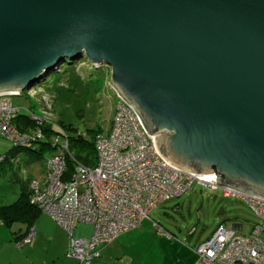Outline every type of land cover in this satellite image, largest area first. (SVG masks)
I'll return each instance as SVG.
<instances>
[{
	"label": "water",
	"instance_id": "95a60500",
	"mask_svg": "<svg viewBox=\"0 0 264 264\" xmlns=\"http://www.w3.org/2000/svg\"><path fill=\"white\" fill-rule=\"evenodd\" d=\"M81 56L170 167L264 198V0H0V96Z\"/></svg>",
	"mask_w": 264,
	"mask_h": 264
},
{
	"label": "built area",
	"instance_id": "2783aa9c",
	"mask_svg": "<svg viewBox=\"0 0 264 264\" xmlns=\"http://www.w3.org/2000/svg\"><path fill=\"white\" fill-rule=\"evenodd\" d=\"M81 80L84 78L81 77ZM109 87V86H108ZM116 97L111 126L94 136L95 165L77 162L69 151L68 133L59 127L51 146L54 152L44 160L41 180L28 182L29 203L50 217L68 235L66 257L79 264H94L100 249L120 236L139 228L158 205L190 191L221 190L223 197H233L248 205L259 217L248 235L220 225L213 236L195 251L194 264H264V198L228 187H218L215 177L190 175L170 167L151 143V137L131 106ZM40 113L15 107L12 96H0V137L13 148L34 151L44 136L41 127L53 124L51 101L43 97ZM25 115L36 126L31 132L20 131L15 120ZM82 138L86 134L78 132ZM62 140V141H61ZM67 157L73 161L68 173ZM4 159H1L2 162ZM89 225L88 239L74 237V224ZM160 235L170 237L154 223ZM31 227L17 245L31 244Z\"/></svg>",
	"mask_w": 264,
	"mask_h": 264
},
{
	"label": "rangeland",
	"instance_id": "374dc122",
	"mask_svg": "<svg viewBox=\"0 0 264 264\" xmlns=\"http://www.w3.org/2000/svg\"><path fill=\"white\" fill-rule=\"evenodd\" d=\"M80 61L83 63V59ZM65 67L62 65L60 71H65ZM82 72L84 74H80L79 78L84 76L83 80H78L71 91L58 95L59 98L54 103L51 118L61 122L66 127L86 134V139L90 140L95 132L109 130L112 117L111 110L117 101L112 90L108 87L109 66L103 65L98 69L91 66L88 70L84 68ZM53 77L54 74L50 75L46 82L52 81ZM47 87L46 84H36L28 91L23 92L21 96L12 97V102L15 106L23 104L22 107H27V92L34 97L37 92L44 91ZM35 129L36 126L34 125L28 126L25 132H31ZM72 132L68 131L67 133L72 134ZM43 136L44 140L45 134ZM53 139L54 137L51 138V141ZM6 144L8 150L11 149L10 151L14 152L13 145L8 141ZM49 155V152L46 151L40 158L33 157L34 155L26 150H20L14 156L10 155L11 157L8 159L10 164L5 165L3 171L0 172V205L11 204L17 199L21 188L19 182H25L30 178L42 179L44 158ZM259 222V217L244 202L233 197H223L219 189L210 191L194 186L180 197L158 205L151 211L149 219L145 220L144 224H147V231L155 229L152 231L154 236L164 235L158 234L152 223H156L166 233L170 234L173 240L180 244L173 249L175 254L182 249L188 255H193L201 244L212 237L218 226L222 225L226 229H232L233 225H241L242 231L239 233L248 235ZM73 227L75 238L88 239L93 231L89 225L75 223ZM31 244L17 245V247L21 250L24 246ZM178 257L180 256L178 255Z\"/></svg>",
	"mask_w": 264,
	"mask_h": 264
},
{
	"label": "crops",
	"instance_id": "0c3cea01",
	"mask_svg": "<svg viewBox=\"0 0 264 264\" xmlns=\"http://www.w3.org/2000/svg\"><path fill=\"white\" fill-rule=\"evenodd\" d=\"M84 68L86 70L89 69L87 67ZM84 68L77 66L75 71L62 75L58 82L51 83L44 91L40 90L37 92L34 97L27 93V107H22L24 106L23 104L19 106L13 105L40 113L44 108L42 98L46 97L51 101L53 109L55 101L59 98L58 95L73 89L74 84L78 83V73L82 72ZM56 91L57 93H55ZM6 141L0 137V160H5L0 163V172L3 171L5 165L10 164V161L8 162L9 157L17 153L16 151H10L11 149L8 150ZM42 141H46V139ZM34 148L39 151L41 144H35ZM32 154L34 155L33 157L37 156L34 153ZM31 179L19 183L28 185L27 182ZM21 191L22 187L19 190L17 199ZM8 205H0V207ZM32 216L34 217L33 228L35 236L32 244L24 246L21 250L18 249L17 244L23 238L20 241H17L16 238L22 237L27 232V222H14L10 227L0 224V264H79L77 260L65 257L68 245L66 231L48 216H43V213L37 215L30 213L28 218H33ZM144 223L145 221L139 228L103 246L100 249V257L94 264H194L196 253L188 255L181 249L175 254L173 249L180 246V244L173 240L170 234L169 238L154 236L152 231L155 229L147 231V224L145 225ZM152 226L154 228V223H152Z\"/></svg>",
	"mask_w": 264,
	"mask_h": 264
},
{
	"label": "trees",
	"instance_id": "16d2710c",
	"mask_svg": "<svg viewBox=\"0 0 264 264\" xmlns=\"http://www.w3.org/2000/svg\"><path fill=\"white\" fill-rule=\"evenodd\" d=\"M82 59H83L82 61L83 63H81L80 61ZM62 65L66 66L65 67L66 69L63 72L60 71V69L62 68ZM77 66H80L81 68H84V67L90 68L91 64L84 56H81L77 60L64 59L63 62L59 65V67L53 68L51 72H49L48 74L44 73L43 76L38 80L37 84L41 83V84H44V85L46 84L49 86L51 83H56L59 81L62 75L67 74V73H72L73 71H75ZM52 74H54L53 80L50 82H46L49 76ZM80 74L83 75L84 73L83 72L78 73V76H77L78 80H81L79 78ZM14 125L16 126L18 130L22 132L27 131L28 126H32V125L35 126V124L31 122L25 115H20L15 120ZM57 127L62 128L66 132L73 131L72 134H68V138H69V151L72 154V157L74 158V160H76L77 162H80L81 164L87 167H93L95 165V149H94L93 140H94V136L98 132H100V130L98 132H95L90 138V140H87L86 139L87 136L82 137V138L75 136V134L78 133L77 130L71 127H66L59 121H55L53 124H45L41 127L43 134H45L46 141L38 142L41 144L40 150L39 151L26 150V151L36 154L37 155L36 157L38 158H40L41 155L46 151H48L49 154H52L54 152V148L51 146V138L59 134ZM13 150L18 152L22 149L13 148ZM4 161L5 160H3L2 162ZM66 164H67L68 173H69L73 170V166H74L71 158L67 157ZM27 186L28 185L26 184L21 185L22 191L16 202L8 206L0 207V224L10 227L14 222H23V223L27 222V229H26L27 232L24 233L22 237L21 236L17 237L16 238L17 241L18 240L20 241V239L24 238L26 234L28 233V230L34 225V217L32 216L33 218H30V219L28 218L30 213L35 214V215L41 213L37 207L29 203V191L27 189Z\"/></svg>",
	"mask_w": 264,
	"mask_h": 264
}]
</instances>
